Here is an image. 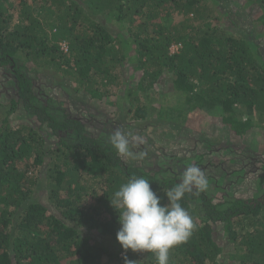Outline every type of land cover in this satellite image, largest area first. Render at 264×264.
Wrapping results in <instances>:
<instances>
[{
	"label": "trees",
	"instance_id": "1",
	"mask_svg": "<svg viewBox=\"0 0 264 264\" xmlns=\"http://www.w3.org/2000/svg\"><path fill=\"white\" fill-rule=\"evenodd\" d=\"M14 1L0 0V264H157L154 253L119 244L110 198L136 176L168 204L193 157L147 170L119 155L112 119L93 135L40 85L42 75L70 77L76 86L61 84L64 95L105 99L129 125L215 114L234 144L248 142L264 129V0ZM111 89L120 92L108 100ZM244 154L217 177L195 163L212 189L180 201L196 228L169 264H264V152L251 197H214L251 174Z\"/></svg>",
	"mask_w": 264,
	"mask_h": 264
},
{
	"label": "rangeland",
	"instance_id": "2",
	"mask_svg": "<svg viewBox=\"0 0 264 264\" xmlns=\"http://www.w3.org/2000/svg\"><path fill=\"white\" fill-rule=\"evenodd\" d=\"M13 2L15 1L13 0ZM230 4L234 5V1L231 0ZM179 19H172L169 23L176 22ZM249 19L250 17L246 19L243 15L239 18L240 22H238L240 26L244 27L246 21ZM260 41L263 44L264 38H260ZM262 47L264 49V44ZM177 48L178 45H172L170 52L176 51ZM3 74L6 73L0 68V81ZM44 76L46 75H42V81L39 79L40 85L49 94L56 96L71 116L80 117L87 123L88 129L93 135L98 134L100 125L104 124L107 118H110L112 119V122L109 123L110 127L114 126L115 129L119 128L126 133L131 132L134 136L141 137L143 143L138 146H132V151L136 154V158L131 156L124 157L132 159L134 162H143L147 170L159 169V163L167 165L168 160L166 158H170L171 156L177 155L178 158L189 156L193 157L192 162L194 164L207 166L209 173L213 177H217L222 171L235 170L237 168L236 165L243 164V162H233L232 158L236 157L244 161L243 157H246L244 152H247V154H250L248 158L251 160L249 164L251 166L248 169L251 174L246 175L240 182L228 180L225 183L227 186L225 187L226 191L223 188L218 189L214 197L216 200H220L222 199V195L228 192L238 196L246 195L251 197L255 188L253 187L256 180L255 176L260 174V170L262 169V161L255 158H259L261 156L260 154L264 152V129H253L248 142L244 141L234 144V138L231 135H226L225 128L220 124V117L215 114L200 115L197 113L194 118L187 117L183 124H173L170 121H157L153 114L148 121H137L133 123V126L129 125L131 121L124 113L120 116L119 111L122 110L106 103L104 101L105 99H92L86 94L83 95L85 93L83 91L72 96L64 95L62 88H60L61 84L71 85L72 88L76 86L74 80L70 77L64 76L56 81L51 77L46 79ZM118 92L120 90L111 89L110 99L108 100H112ZM155 99V97H152L149 104L152 105L155 103L152 102ZM121 101L119 102L120 104L127 106V101L124 102L123 99ZM19 115L15 114L13 118L19 117ZM142 151L146 152L147 155L140 158L139 153ZM154 153L155 156L152 155ZM198 155L200 159L196 160L198 159ZM250 182L252 183L250 184ZM211 189L212 186H209L207 192L211 191ZM35 194L36 198L39 197L36 192ZM219 232L221 236L222 232ZM97 240L99 242L100 239L97 238ZM221 240L222 236L220 237V242ZM103 242L107 244L106 240H103Z\"/></svg>",
	"mask_w": 264,
	"mask_h": 264
},
{
	"label": "clouds",
	"instance_id": "3",
	"mask_svg": "<svg viewBox=\"0 0 264 264\" xmlns=\"http://www.w3.org/2000/svg\"><path fill=\"white\" fill-rule=\"evenodd\" d=\"M131 138V139H130ZM109 142L121 156L136 158L132 146L143 143V139L131 132L115 129ZM140 152L139 157L146 156ZM209 187L204 171L195 164L185 168L180 181L166 192L168 204L150 186L149 180L132 176L120 186L110 198L111 205L119 212L121 227L116 239L125 252H151L157 264H169L170 250L184 242L196 228L193 217L180 201L186 193L199 195ZM125 264H134L125 257Z\"/></svg>",
	"mask_w": 264,
	"mask_h": 264
}]
</instances>
